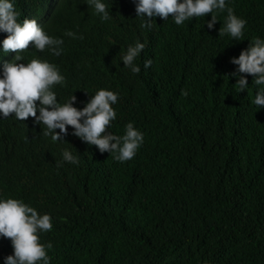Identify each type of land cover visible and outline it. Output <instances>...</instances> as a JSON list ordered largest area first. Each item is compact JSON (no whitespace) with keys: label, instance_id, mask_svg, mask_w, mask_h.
Listing matches in <instances>:
<instances>
[{"label":"trees","instance_id":"obj_1","mask_svg":"<svg viewBox=\"0 0 264 264\" xmlns=\"http://www.w3.org/2000/svg\"><path fill=\"white\" fill-rule=\"evenodd\" d=\"M52 2L38 24L63 38L65 50L54 56L30 43L25 59L51 56L66 77L62 99L74 94L79 109L99 88L118 92L115 134L134 122L145 140L134 158L114 162L80 139L52 142L33 121L0 119V195L51 214L53 229L41 233L53 244L50 264H264V109L252 103L256 86H234L233 40L224 36L204 58L199 43L185 40L199 41V23L185 21V36L158 17L141 30L126 15L134 2L101 21L86 0H16L18 20ZM228 3L248 21L246 31L264 37V0ZM225 15L217 13L216 26ZM136 40L147 41L140 73L121 61ZM64 148L78 164L63 160ZM11 254L10 238L0 239V264Z\"/></svg>","mask_w":264,"mask_h":264},{"label":"clouds","instance_id":"obj_2","mask_svg":"<svg viewBox=\"0 0 264 264\" xmlns=\"http://www.w3.org/2000/svg\"><path fill=\"white\" fill-rule=\"evenodd\" d=\"M139 28L151 31L153 18L171 20L178 25L181 34L185 21L194 19L199 23V43L201 56L206 58L219 48L223 37L227 36L235 43L230 63L234 65L231 75L236 80L239 92L256 86L252 103L264 109V37L261 31H246L248 21L238 16L228 0H133ZM113 3V0H112ZM88 9L101 21H108V0H86ZM16 0H0V33L7 36L0 41V57L14 52L11 61L0 65V119L12 116L18 121L34 118L36 125H43L42 133L52 142H65L80 139L88 145H94L100 153L107 152L116 161L126 162L134 158L144 144L145 136L128 122L124 134L116 135L109 131L117 119L114 105L119 100V93L111 89L99 88L85 106H73L77 97L73 94L65 101L58 98L56 86L65 87L66 77L60 68L48 59L34 57L25 61L24 51L35 49L47 51L60 56L64 52V40L49 35L34 18L25 17L18 20L20 13L16 10ZM217 13H226L222 26H216ZM211 16H208V15ZM199 17V21L195 19ZM66 36L77 37L76 33L67 31ZM147 46V41L136 40L128 44L121 54L124 67L132 73H140L141 67L136 61ZM151 59L144 61V68L152 65ZM87 93V92H86ZM39 113V115H37ZM71 126L74 131L68 130ZM59 129V132H57ZM64 161L78 164L79 159L69 149L62 150ZM53 229L50 213L40 214L22 199L0 195V239L10 238L13 254L4 258L3 264H50L48 252L53 248L49 241L41 242V233Z\"/></svg>","mask_w":264,"mask_h":264},{"label":"bare ground","instance_id":"obj_3","mask_svg":"<svg viewBox=\"0 0 264 264\" xmlns=\"http://www.w3.org/2000/svg\"><path fill=\"white\" fill-rule=\"evenodd\" d=\"M132 3H133V0H113V3H112V0H108V5H110L109 8H108L109 13H110V15H116V14H120L121 11H127V10H129V7L132 5ZM54 7H55V2L47 3L45 5L39 6L38 9L35 10V13L37 15H36V17H33V18L38 21V16H43L44 14H51L53 12V8ZM126 15L131 18L129 20V24H131L132 26H139L140 19L137 18V15H136L135 10L132 11V15L133 16H131L130 14H126ZM158 21H159L160 24H161V22H163V24H165V28H166V26L167 27H171L170 32H172L173 30H175V31H177V32H179L181 34V32H180V30L178 28V25H176V24H172L171 25V24H169V22L164 21L163 19H161L159 17H158ZM181 35L182 36H185V32H183ZM45 56L50 57V59H48L50 62H54L53 59L51 58V56H49L48 54H45ZM182 56L184 57V53L182 54ZM34 57H37V54L34 53V52H31V56H29V57H27L25 59V63L27 62V60H30V59H32ZM186 61H187V63L192 62V61H189V60H186ZM0 62H2L1 59H0ZM84 75L86 77H90V75L87 72H85ZM63 90H64L63 87H60V86H57L56 87V91H57V94H58V98H59V100L61 102H63V101L66 100V99H62L63 98V92H64ZM85 102H87L86 99L83 101V104H85ZM27 120L34 122V118L33 117H29ZM33 124L35 126H38V131L42 133V128H44V127L43 126H40V125H36L35 123H33ZM116 127H117V124L116 123H112L111 124V127L109 128V131H111L112 133L115 134L114 130L116 129ZM103 154H106L107 155L109 153L104 152V153H102V156H103ZM109 159L113 160L114 162H118L115 159H113V157H111V156H110ZM104 160L107 162L108 159L104 158Z\"/></svg>","mask_w":264,"mask_h":264}]
</instances>
